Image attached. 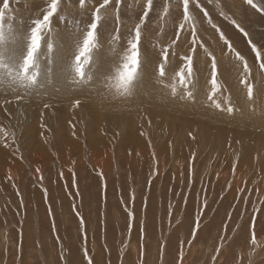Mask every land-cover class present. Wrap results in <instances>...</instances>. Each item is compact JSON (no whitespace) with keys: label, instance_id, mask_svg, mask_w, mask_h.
I'll return each instance as SVG.
<instances>
[{"label":"snow or ice","instance_id":"6c2138e0","mask_svg":"<svg viewBox=\"0 0 264 264\" xmlns=\"http://www.w3.org/2000/svg\"><path fill=\"white\" fill-rule=\"evenodd\" d=\"M256 24L264 27V0H0V264H254L264 252V32L258 39ZM173 122L187 155L152 216L149 261L151 192L162 175L154 131H167L165 157H174ZM133 125L149 156L139 210L131 160L123 179L118 168L110 181L91 156L82 176L73 154L79 145L88 155L98 134L118 163ZM207 129L223 143L205 162ZM41 149L47 161L33 158ZM125 153L143 159L135 147ZM25 177L40 195L34 210L43 205L47 236L27 227ZM110 194L123 217L118 244L109 243Z\"/></svg>","mask_w":264,"mask_h":264},{"label":"rangeland","instance_id":"374dc122","mask_svg":"<svg viewBox=\"0 0 264 264\" xmlns=\"http://www.w3.org/2000/svg\"><path fill=\"white\" fill-rule=\"evenodd\" d=\"M255 31L257 32V38H260V34L264 32V27H262L260 24H256ZM30 117L34 116V113L32 110L29 112ZM66 116V114H65ZM111 119V118H110ZM186 127V125H185ZM169 136L167 131L165 132L164 136H161V133L159 129H156L154 131V139L157 145V153L160 156L161 160V171L162 175L159 179H157L154 183L153 190L151 192V199H150V211H149V234L152 236L151 240V251L152 254L149 257V261H151L154 258L155 254V236L158 235V231L156 233H153L152 230V216L155 214L157 217L162 213L163 209L161 208V201H164L166 203V197L164 193L166 192V189L170 182V177L172 173H177L180 167V163L183 160V157L187 155V149H183V152H181L180 145L184 142V136H183V130L181 129L179 133H177L175 122H173V128L171 132V138L175 139L177 142V149H176V155L173 157L171 154L165 157V153L168 151L165 146V137ZM31 139H35L33 136ZM202 144H201V161L206 162V158H210L212 152L211 149H221L222 150V143L223 138L217 137L211 129L206 130V136L202 135ZM129 146L137 148V150L142 151L143 159L137 158L132 159L126 156L125 149ZM105 152H107V155L105 156ZM73 154L75 156H79L80 158V165L79 170L81 172V175H84L83 167L84 164L87 163L89 156H91L92 163L103 164L105 171L109 175L110 181L114 176L117 175V169L119 168V175L121 179L125 176L126 170L129 169V161L131 160V171L135 174L136 180H137V209L139 210L140 207V192L142 189L139 187L138 184L142 182L144 175L147 173V166L149 162V156H148V150L144 147L143 140L139 138L135 132V125L132 126L128 130V133L125 137V140L122 144H120L115 152V161L118 163L113 162V155L112 152L109 150L106 144V138L96 135V138L94 142H92V148L89 151L88 155H85L83 150L79 145L73 146ZM95 155L96 157H94ZM34 159H42L47 161V154L44 152L43 149L40 150V155L33 157ZM95 158V159H94ZM102 162V163H101ZM119 165V166H118ZM3 154H0V174L3 173ZM165 169L167 170V174H163L165 172ZM124 175V176H123ZM227 175V171L225 170L224 174L222 175L221 182H223L224 177ZM111 177V178H110ZM119 183V182H118ZM91 184L94 188V181H91ZM24 189L28 192V196L30 199H32L33 203V210H30L29 213V222H28V228L32 232H39L41 228L44 229L45 236H47V222L45 220L44 215V207L43 205L40 206L39 213L37 214L34 210V206L37 202L40 201V195L39 193H33L31 190V186L28 184V180L25 177L24 180ZM219 189L217 188V191ZM10 192V190H9ZM53 197L55 198L59 194L58 188H53L52 190ZM4 198H0V204L4 203ZM231 199V197H229ZM68 210V202L65 200L64 202V212L67 214ZM57 211L59 212V206L57 205ZM108 212H109V243H113V240L115 239V242L119 243V233L121 229L123 228V217L120 214V211L118 210V204H117V197L116 195L110 194L109 197V206H108ZM85 213H88V209H85ZM35 217V218H34ZM3 217H0V220H2ZM12 216H8V220L12 221ZM92 220L95 221V205H93L92 208ZM35 223V224H34ZM115 227V230L113 231V228ZM74 228V226H73ZM64 225H61V234H64ZM11 225L9 226V231H11ZM3 229H0V247L3 246ZM30 243V241H29ZM99 243V242H98ZM132 256L129 259H134L136 255L135 250V235L133 237L132 242ZM96 252L99 253V246L97 245ZM52 253V254H51ZM263 253V254H262ZM257 253V256L253 257L254 264H264V252ZM48 254L49 259L54 260L55 254L51 251V244L49 242L48 245ZM37 255H40L37 253ZM51 255V256H50ZM259 255V256H258ZM262 255V256H261ZM256 257V258H255ZM53 258V259H52ZM198 258L197 253L193 252V254L190 256V260H195ZM115 260V255H114ZM256 260V261H255Z\"/></svg>","mask_w":264,"mask_h":264},{"label":"bare ground","instance_id":"6f19581e","mask_svg":"<svg viewBox=\"0 0 264 264\" xmlns=\"http://www.w3.org/2000/svg\"><path fill=\"white\" fill-rule=\"evenodd\" d=\"M94 157H96L95 155H93ZM95 159V158H94ZM98 160H96L95 162L97 163ZM94 163V162H93ZM102 163V162H101ZM4 165V164H3ZM119 166V165H118ZM124 176V175H123ZM111 178V177H110ZM139 185V184H138ZM35 218V217H34ZM35 224V223H34ZM133 245V244H132ZM152 245V244H151ZM262 253V252H261ZM52 254V253H51ZM263 254V253H262ZM51 256V255H50ZM257 256V255H256ZM259 256V255H258ZM262 256V255H261ZM256 258V257H255ZM51 259V258H50ZM53 259V258H52ZM256 261V260H255Z\"/></svg>","mask_w":264,"mask_h":264}]
</instances>
